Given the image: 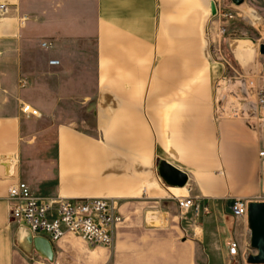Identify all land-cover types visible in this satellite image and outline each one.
I'll return each mask as SVG.
<instances>
[{"label":"crops","instance_id":"crops-1","mask_svg":"<svg viewBox=\"0 0 264 264\" xmlns=\"http://www.w3.org/2000/svg\"><path fill=\"white\" fill-rule=\"evenodd\" d=\"M223 1L0 0V264L37 254L11 219L19 181L46 198L117 201L112 248L62 240L83 264H226L229 239L235 261L257 254L233 202L264 201V138L222 51L242 66L250 42L232 21L220 34ZM159 160L188 184L167 185ZM188 196L209 211L181 214Z\"/></svg>","mask_w":264,"mask_h":264},{"label":"built area","instance_id":"built-area-1","mask_svg":"<svg viewBox=\"0 0 264 264\" xmlns=\"http://www.w3.org/2000/svg\"><path fill=\"white\" fill-rule=\"evenodd\" d=\"M0 10L7 11L4 5ZM220 34L226 32L225 25L236 20L237 13L230 10H220ZM47 46L46 43L43 44ZM57 64V60L50 61ZM21 110L24 114L40 116L37 109L30 104L23 103ZM264 157V147L260 151ZM9 198L12 221L25 226L34 237H45L52 245L59 244L66 235H75L89 247L103 246L112 248L115 241V228L124 218L119 212L117 201L108 198H77L60 199L46 198L35 193L24 181H19L9 187ZM181 214L193 212L198 216L201 212H208L200 201L188 196L177 199ZM249 201L237 198L233 202V210L238 217H247ZM228 253L235 260L239 244L234 239L227 241Z\"/></svg>","mask_w":264,"mask_h":264},{"label":"rangeland","instance_id":"rangeland-1","mask_svg":"<svg viewBox=\"0 0 264 264\" xmlns=\"http://www.w3.org/2000/svg\"><path fill=\"white\" fill-rule=\"evenodd\" d=\"M221 4L223 10H230L238 14L237 19L231 22L236 24L238 27L236 37L247 38L250 41L249 48L242 60L244 63L242 66L235 61V55L232 53L228 44L225 43L222 51L224 56L232 63L231 72L233 76L243 78L248 81L250 97H248L247 100H241V102L243 101L242 103L256 105L258 108L255 115L264 138V56L261 55L259 51L260 45L264 44V0H244V3L239 7H235L230 0H224ZM223 35L226 37L227 33H224ZM251 41L254 43L252 53ZM251 69H253L252 71L256 75L253 79H251ZM251 80L254 81V86H251ZM251 90L254 94L255 92L256 94L257 92H260V95L257 94V96H254L251 100ZM236 101H238V99H236ZM252 101L253 103H251ZM261 199L264 200V194ZM77 238L81 241L79 237ZM62 240L59 244L53 245L55 249V260L53 263L41 258L38 254L32 253V256L28 255L31 260V264H57L61 261H70V259L75 260L76 264H83V256H71L69 251H65V247L69 246L70 243L62 246ZM207 253L211 258H214L215 251H207ZM226 264H248V261L244 263L243 261L240 262L231 259L230 261H227Z\"/></svg>","mask_w":264,"mask_h":264},{"label":"water","instance_id":"water-1","mask_svg":"<svg viewBox=\"0 0 264 264\" xmlns=\"http://www.w3.org/2000/svg\"><path fill=\"white\" fill-rule=\"evenodd\" d=\"M237 7L244 3V0H230ZM212 15L217 14L216 4L213 2L211 6ZM261 55L264 56V44L259 47ZM264 73V64H263ZM157 172L161 179L169 186L184 188L189 181V176L184 171L178 169L165 160H159ZM248 225L250 229V244L257 251L256 255L248 257L250 264H264V201H250L248 204L247 214ZM25 241L29 247L43 259L50 263L55 260V249L52 243L45 237H34L30 231H27Z\"/></svg>","mask_w":264,"mask_h":264},{"label":"trees","instance_id":"trees-1","mask_svg":"<svg viewBox=\"0 0 264 264\" xmlns=\"http://www.w3.org/2000/svg\"><path fill=\"white\" fill-rule=\"evenodd\" d=\"M224 45H225V42H224Z\"/></svg>","mask_w":264,"mask_h":264}]
</instances>
